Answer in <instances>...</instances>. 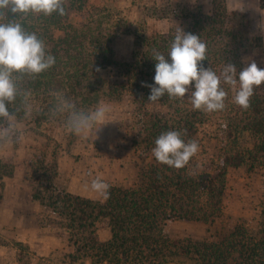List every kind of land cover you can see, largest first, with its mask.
<instances>
[{
  "label": "trees",
  "instance_id": "1",
  "mask_svg": "<svg viewBox=\"0 0 264 264\" xmlns=\"http://www.w3.org/2000/svg\"><path fill=\"white\" fill-rule=\"evenodd\" d=\"M91 1L67 0L63 16L56 13L13 16L7 10H0L3 12L0 22L21 23L26 31L35 32L43 39L56 57V64L38 75L13 73L18 94L9 104L10 119L0 117V122L8 129L12 125L11 118L15 117L27 124L35 140L39 135L43 137L32 147L26 160L32 185L30 195L55 215L54 222L61 221L67 229L69 248L62 252L61 262L264 264V200L259 227H250L244 218L217 224L218 218L225 215L229 170L245 167L255 171L264 166V84L254 88L247 109L233 102L232 86L221 84L228 93L225 108L221 110L224 121L220 140L224 155L218 162L202 167L194 162L193 156L180 169L155 159L152 153L155 140L170 130L181 131L186 142L194 140L207 112L194 110L188 94L183 98H171L166 94L150 102V88L142 86V82L154 83L157 62L152 56L156 52L167 56L177 27L200 36L206 43L204 67H211L218 75L226 64H234L238 72L242 70L243 52L256 47L259 38L248 34L247 14H230L226 0H212L210 12H205L201 4L167 5L169 8L150 6L153 15L173 17L181 22L167 32L138 38L130 53L120 55L117 41L122 33L115 30L117 26L113 30L105 28L106 20L91 13L90 7L95 6ZM260 5L264 7V0H260ZM139 27L146 33L144 22ZM110 67L117 73L106 77L102 70ZM127 95L137 103L135 118L140 136L134 143L146 157L140 166L137 183L133 187L109 184V194L103 199L71 192L60 180L63 144L53 146L52 137L40 129L41 126L47 123L68 130L67 120L71 113L87 114L102 98L119 100ZM65 102L70 107H64ZM245 132L251 137L252 147L242 142ZM68 137L67 146L74 144L77 135L68 130ZM11 138L13 145L18 146L17 134ZM14 171L13 156L0 155V202L4 196V179L13 176ZM171 219L205 223L207 235L204 238L174 236L166 228ZM100 221L110 227V238H100ZM18 245L22 248L18 252L20 264H31L26 257L29 245L24 242Z\"/></svg>",
  "mask_w": 264,
  "mask_h": 264
},
{
  "label": "rangeland",
  "instance_id": "2",
  "mask_svg": "<svg viewBox=\"0 0 264 264\" xmlns=\"http://www.w3.org/2000/svg\"><path fill=\"white\" fill-rule=\"evenodd\" d=\"M226 2L230 14L233 12L247 14L248 34L259 37L256 47L243 52L241 62L243 68L255 60L258 67L264 69V7H261L260 0ZM91 4L95 5L90 7L91 13L106 20V29L113 30V27L117 26L115 30L122 33L117 41L120 55L130 53L136 46L138 38L145 39L149 33L167 32L170 27L181 22L173 17L153 15L150 6L169 8L201 4L205 12L212 11L213 6L212 0H92ZM239 19L238 16L235 20L238 22ZM143 22L146 33L139 27ZM102 71L106 77L117 73L112 67ZM99 106L108 110L105 119L83 135H77L72 145L67 146L68 130L63 126H52L47 123L41 126L40 129L52 137L53 146L63 144L59 160L60 180L62 184L69 186V174L61 166L62 158L67 156L69 163L80 165L87 163L86 159L91 154L92 157L102 160L111 159L112 172L121 169L119 179L108 180L106 181L108 184L133 187L138 181L143 159H146L134 143L140 136L135 118L137 103L130 95L119 100L102 98L95 108H89L88 113L94 112ZM223 121L221 111L207 112L202 118L199 132L194 138L199 144V152L193 160L199 162V167L218 162L223 157V143L220 140ZM11 122L12 125L8 129L0 122V155L13 156L15 163L14 175L4 179V196L0 202V264H20L18 252L22 248L18 242L29 245L30 250L26 257H29L31 264H63L62 252L69 248L65 235L67 229L61 225V221L54 222L55 215L41 207L30 195L32 185L26 160L32 152V147L43 137L39 135L38 140L31 137L24 121H17L12 117ZM5 133L7 135H4ZM14 134H17L19 139L18 146L12 143L11 137ZM242 142L245 146H253L249 133L243 134ZM263 200L264 166L258 167L255 171H249L245 167L231 168L227 175L225 215L218 218L217 224H229L237 218H244L250 227L254 229L259 227ZM98 226L101 239L111 237V229L105 222L100 221ZM207 227L205 223L187 219H171L166 224L167 230L174 236L195 238H204L207 235ZM173 264L189 263L182 261Z\"/></svg>",
  "mask_w": 264,
  "mask_h": 264
},
{
  "label": "clouds",
  "instance_id": "3",
  "mask_svg": "<svg viewBox=\"0 0 264 264\" xmlns=\"http://www.w3.org/2000/svg\"><path fill=\"white\" fill-rule=\"evenodd\" d=\"M66 3L67 0H0V10H7L13 16L28 13L63 16ZM2 16L3 12H0ZM206 51L207 45L200 36L177 27L167 56L160 52L152 56L157 62L154 83L142 82V86L150 88L148 100L156 102L166 94L171 98H183L188 94L194 110L221 111L228 95L221 86L224 83L232 86L235 92L233 102L244 109L249 108L254 88L264 84V69L253 60L239 72L234 64H226L218 75L211 67H204ZM55 64V55L35 32L26 31L15 21L0 22V117L10 119L9 104L18 94L13 73L38 75ZM64 107L70 105L65 102ZM107 111L99 106L92 113H71L67 120L68 130L81 136L101 123ZM198 152V142H186L179 130L161 133L152 149L158 162L177 169L184 168ZM91 189L107 197L110 185L97 176L91 181Z\"/></svg>",
  "mask_w": 264,
  "mask_h": 264
},
{
  "label": "crops",
  "instance_id": "4",
  "mask_svg": "<svg viewBox=\"0 0 264 264\" xmlns=\"http://www.w3.org/2000/svg\"><path fill=\"white\" fill-rule=\"evenodd\" d=\"M66 158L67 156L61 159V166L69 174L70 181L68 187L69 190L73 193L100 199L104 196L94 192L91 189V181L97 176L102 177L105 182L108 180L115 181L119 179V171H121V169H117L112 172L111 166L113 165L110 163L111 159L102 160L97 157H92L91 154H89V157H87L86 159L87 163H81L79 165L75 164L74 162L69 163ZM116 175L118 177H116Z\"/></svg>",
  "mask_w": 264,
  "mask_h": 264
}]
</instances>
